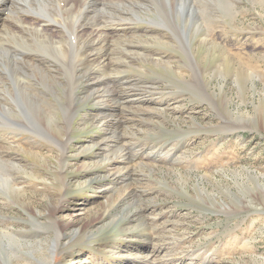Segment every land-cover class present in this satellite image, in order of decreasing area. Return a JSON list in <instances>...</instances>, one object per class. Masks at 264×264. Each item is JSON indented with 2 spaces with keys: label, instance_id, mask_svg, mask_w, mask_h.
<instances>
[{
  "label": "rangeland",
  "instance_id": "1",
  "mask_svg": "<svg viewBox=\"0 0 264 264\" xmlns=\"http://www.w3.org/2000/svg\"><path fill=\"white\" fill-rule=\"evenodd\" d=\"M14 1L15 7L20 0ZM199 7L205 14L198 11L200 20L214 28L212 36L224 53L211 54L203 47L192 50V41L187 39L183 42L188 49L181 50L178 35L182 32L187 38L190 27L178 22L159 28L149 24L148 18L144 22L135 17L138 26H147L150 32L135 30L128 38L141 44L140 52L155 58L161 55L169 62L167 69L139 54L123 59L129 64L100 73L109 79L104 83L108 98L121 90L124 98L132 99L126 98V112L121 114L125 127L118 128L130 158L110 166L116 169L147 162V166L138 164L131 177L96 178L105 166H93L110 147L103 142L97 155L89 150L108 126L103 124L105 118L96 121L105 109L87 98L89 91L83 83L74 86L78 97L72 128L58 134L73 140L64 159L52 132L37 126L16 96L17 109L34 130L39 129L38 137L34 136L38 147L31 149L38 155L16 150L12 139L0 138L3 154L22 158L19 179L16 172L11 176L24 190L18 202L3 194L7 191L0 192V228L8 236L0 237V264H264V0H203ZM228 10L231 15H226ZM5 15L15 23L14 11ZM45 15L58 28L62 20L71 21L68 15ZM150 16L157 19L154 13ZM15 29L10 35L1 34L2 71L13 86L15 75H22L24 82H38L35 86L51 97L44 82L33 71L26 73L21 63H13V56L29 53L59 68L64 61L52 52L48 39L42 41L29 31L22 34ZM112 33V43L123 37L121 32ZM71 42L72 56L65 65L80 75L83 70L77 66V50ZM120 55L116 49L111 51L113 57ZM190 63L201 69V77H191ZM65 76H60L62 81ZM128 81L132 84L127 86ZM60 105L57 126L65 122ZM5 134L13 136L8 131ZM31 137L27 130L16 139ZM158 150L162 155L152 160ZM134 153L138 156L131 159ZM58 236L62 243L54 254L49 251ZM36 248L40 252H32Z\"/></svg>",
  "mask_w": 264,
  "mask_h": 264
},
{
  "label": "bare ground",
  "instance_id": "2",
  "mask_svg": "<svg viewBox=\"0 0 264 264\" xmlns=\"http://www.w3.org/2000/svg\"><path fill=\"white\" fill-rule=\"evenodd\" d=\"M48 1L49 0H20L19 3H16V6L14 7L15 4L14 0H0V39L2 33L3 34L7 33V35L8 34L10 35L9 32H13L14 28H16L22 34H25L26 31H29L31 34L33 35L35 34L36 37H39L42 41H47L46 39H48L50 42V47L52 52H54L64 61L63 62L64 66L62 65L63 67L60 66L62 68H59L56 67V65L55 66L45 65L46 63L44 62L45 63L44 64L43 61L39 59V57L35 58L29 53L26 55H22L21 57H19V54L16 53L13 56V59L11 58L12 56L9 55L12 61L14 60L13 63L15 62L21 63L20 65L24 68V71L26 73L33 71L34 72L33 74L36 76V78L39 81L42 80V82H44V84L47 87L46 90L47 91L49 90L51 92V97L47 94L48 92L44 94L42 90L38 89L37 86H35V84H37L38 82L37 83L24 82L21 79L22 75H15L17 79L15 86H13L9 81L8 77L4 74L5 72L2 71L0 65V138L6 140L12 139L10 141V144L14 142V145L11 146L16 148V150H20L22 152L24 151L27 154L33 156L38 155V153L32 151L31 149H35L36 147H38V145L36 144L37 142L34 139V136L38 137L37 133L39 129L34 130L30 126L28 120L23 116L21 111L17 109L15 105V99L16 96L18 95L20 96L21 103L32 114L34 121L38 124L37 126L41 128H47L48 130H50V132H52L51 134L56 139L55 140L56 144H58L61 148L62 151V153L60 154L61 159H64L66 156V150L67 148H70L72 143L71 141L73 140L72 137L69 138L68 136H64L65 134L62 137H59L58 134L62 130H64L65 132L68 129L70 130L72 128L71 122L73 123V117L76 115V113L73 110L74 108L73 104L77 96V94L75 93L77 91L74 89L75 88L74 86L79 85L80 87V85L83 83L85 86L84 89H86V91H89L87 95L85 93L87 98H92L93 100H96L102 106V110L105 109V111L103 110L102 113H100L101 115L98 114V116L95 118L96 121L100 122L102 121L101 119L105 118L103 124L108 126V128L106 127L103 138L101 137L102 139L100 138V140L96 141L94 143V146H90L91 150H89V152L97 155L99 151L102 150V148H104L102 147L103 142L108 143V147H110V150L106 151V154L102 156V159L99 160L98 164L97 165L95 164V166H93V167L98 166L97 168L100 169L104 168L105 166L104 170L101 171H104L103 173H108V174H103V173L97 174L96 178L102 180L105 177L112 176L117 181L118 179H120V177L121 178L122 177L125 178L127 176L131 177V174L135 172V168L136 166H138V164L147 166L146 164L147 162L145 163L138 162L137 165L127 164V166L125 167L116 168V169L110 167L112 163L115 162L116 160L126 162L127 159L130 158L127 152H125L126 150L124 151L123 149L124 148L123 143L126 144V142H124L125 140L122 142L121 139H123L125 136L122 138V135L119 133L118 128L125 127L124 126L125 121L121 120V118L124 119L123 116L121 117V114L122 112L125 111V108L127 107L126 98L127 99H131V98H128V96L126 97V95H125L126 98H124L123 96L124 94L122 95L121 90L120 93L116 92L115 95H112L111 98H108L107 97L108 94L106 95L104 93L107 92V88L104 87L105 85L104 83H106L109 79L105 80L107 79L106 78L107 76L105 75L101 76L100 73L104 74V72H106L107 69H111L112 67L122 66L123 64H129L130 61L125 60L123 62V59L128 55L134 56L139 54H142V57L144 59L147 60L151 59L154 63L156 62V64L158 63L159 66L166 67L167 69L168 65L166 64H168L169 62L162 60L161 55L158 56L159 58H155L154 56L146 55L145 53L140 52L139 46H141V44L136 43L135 40H132L133 38L132 39L128 38V34H130V32H136L135 30L143 29L142 31L143 33H145V31L148 33L150 32L147 30L148 29L147 26H141V27L138 26L139 21L137 20V18H141L142 20H144V22L146 20L148 21L149 19L150 20L148 22L149 24H152L156 27L158 26L159 28L160 25H164L165 23H168V25L170 24L172 26V25H177L178 22L180 24L184 23L186 29H189L190 27L189 36L187 38L184 37L182 32H180V35H178V43H179L178 47L181 50L188 49L185 43L183 42L184 40L187 39L189 40V42L192 41V46H193L192 50H196L198 47H203L206 50H209L211 54L212 52L224 51L223 47H221L218 40L214 38V36H212V34L215 31L214 28L210 27L208 22L207 24H205L206 22H204V20H200L199 14L200 13L203 14V12L200 9L199 4H201V1L203 0H63V1L59 0L60 2L57 3L58 5L55 4L56 0L54 1V3ZM196 3L198 5H196ZM102 7H105V9H102ZM13 11L15 14L14 16L15 23L9 21L13 17L11 18L5 15L8 12L10 13ZM198 11L200 12L199 14ZM49 12L54 15L59 14L61 15V18L62 16L65 17V15H68L71 21L67 23L66 22L67 20L64 19L65 21L62 20L64 24L63 25L60 24L62 25L61 28H58L59 26L56 27V25L54 27L53 26L54 23H52V20L45 15V14H49ZM150 13H154V15L157 16V19L155 17H151ZM231 14L232 12L230 10L226 12V15H231ZM203 15L205 16V14ZM75 17L76 19L78 18L80 19L77 24H75L76 22V19L74 20ZM112 32H121L119 34H121V36L123 37L119 40H116L115 43H112L111 41V37L113 36L111 35L113 34ZM122 32L123 33L125 32V34H123ZM16 35L18 37V34ZM12 36H14V34ZM55 36H58L59 38H56ZM70 39L73 40L77 50V56L74 54L78 60L77 66H80L81 70H83V72L81 71L82 73L80 75L73 74L76 71H74L73 73L71 70L68 71L67 66L65 65L66 64L65 62H68L69 61L68 59L72 56L70 54V49L73 43L71 42L72 40L70 41ZM4 44L6 45V43ZM114 49L118 50V53H120L121 55L117 57L111 56V51L112 50L114 51ZM122 55H124V57ZM222 57H224V59L227 58L226 55H223ZM195 59L196 58H194V60ZM189 65H191L192 67L191 77L193 79L201 77V69L195 68V65L192 63H190ZM95 72L96 74H94ZM108 72L110 73L111 71ZM204 73L205 71L202 72V77ZM62 74L66 75L65 80L63 81L61 80L60 77ZM74 81H76L75 84L73 83ZM131 84L132 83L128 81V83H126L125 85L128 86ZM200 86L202 87L205 86V82L202 79ZM58 103L61 104L60 106L63 110V115H64L63 119H65V122L62 119L63 124H60L59 126L56 125V120L58 115V108H57ZM139 108L141 107L137 106L135 109L139 110ZM113 117L116 118L113 119ZM231 123L232 122H230V124ZM113 126L115 127V129L112 128ZM27 130L33 137L27 138L24 141L21 140L19 141L16 139L18 133L20 132L23 133L26 132ZM6 131L13 133L12 138L6 136L5 134ZM116 140H118V143H115ZM26 143H29V145H31L32 147H29ZM26 145L28 147H26ZM161 151L162 150H158L153 155L152 160L153 159L155 160L156 158L160 157L162 155ZM3 152L0 151V192L2 190L7 191L8 193H5L3 191L2 192L3 194L7 195L10 199L16 200L18 202L22 199L24 190H23V186H20L19 183H16L17 181L14 182V180L16 179H14V177L11 176V173L16 172L15 178L18 177L19 179L20 177L19 173H21L20 170L22 168V158L20 157L10 158L9 157L10 153L6 155L3 154ZM147 154H148L147 157L149 158L150 156L149 152H147ZM132 156L131 159H134L135 158L134 156H138V154ZM60 162H64V161H60ZM64 167L62 168L63 170ZM224 209L226 212H229L228 210H226L227 208L224 207ZM236 210L237 209H234V211ZM6 236H7L6 231L0 228V237L1 238L3 237V239H5L4 237ZM60 238L61 236H58L56 241L54 239V243L52 244V248L49 252L52 251L54 254L55 252H57V250L59 249L58 248L59 245H61L62 243L60 241ZM16 244H18V242ZM19 244L21 243L19 242ZM36 251H39V249L37 250L36 248L32 250V252H36Z\"/></svg>",
  "mask_w": 264,
  "mask_h": 264
}]
</instances>
